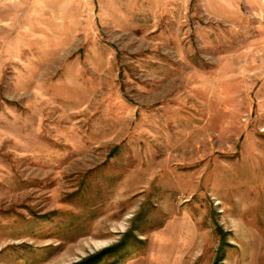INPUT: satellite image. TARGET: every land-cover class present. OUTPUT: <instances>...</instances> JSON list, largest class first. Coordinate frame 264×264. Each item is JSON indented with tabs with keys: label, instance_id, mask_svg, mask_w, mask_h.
<instances>
[{
	"label": "rangeland",
	"instance_id": "obj_1",
	"mask_svg": "<svg viewBox=\"0 0 264 264\" xmlns=\"http://www.w3.org/2000/svg\"><path fill=\"white\" fill-rule=\"evenodd\" d=\"M0 264H264V0H0Z\"/></svg>",
	"mask_w": 264,
	"mask_h": 264
}]
</instances>
